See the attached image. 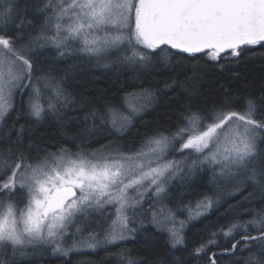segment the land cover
<instances>
[{
	"label": "snow or ice",
	"instance_id": "6c2138e0",
	"mask_svg": "<svg viewBox=\"0 0 264 264\" xmlns=\"http://www.w3.org/2000/svg\"><path fill=\"white\" fill-rule=\"evenodd\" d=\"M253 49L264 50V0H0V264H264V95L222 85L209 98L199 87ZM57 63L62 73L48 70ZM83 65L170 70L163 88L189 102L174 100V122L125 150L121 138L160 89L129 93L141 102L127 114L96 106L69 84ZM49 121L65 142L40 134ZM104 125L115 133L106 143ZM204 174L212 194L187 200ZM214 210L226 222L188 252L189 226ZM138 235L146 251L133 254L126 242Z\"/></svg>",
	"mask_w": 264,
	"mask_h": 264
},
{
	"label": "trees",
	"instance_id": "16d2710c",
	"mask_svg": "<svg viewBox=\"0 0 264 264\" xmlns=\"http://www.w3.org/2000/svg\"><path fill=\"white\" fill-rule=\"evenodd\" d=\"M44 63L47 64V61H44ZM63 67L64 65L57 63L48 70L62 73ZM172 75L170 70L161 69L152 75L135 77L132 72L113 73L110 70L83 65L73 74L69 84L74 92L83 93L88 96L90 100L95 102L96 106L107 104L117 110H120L122 103L126 102L125 99L130 97L129 93H138L145 88L154 91L160 89V91L155 92L158 99L148 109L139 114L134 121V129L121 138V146L127 150L138 147L140 139L146 134H151L161 124L170 126L174 122L179 107L174 100H179L181 103L189 102L183 93L173 96L169 93V90L163 88L164 81L172 78ZM222 85L229 91L238 93L241 99L245 94L256 97L264 95V50L253 49L252 53L238 65H230L223 70L219 68L209 69L208 78L201 81L199 87L202 93L207 94L209 98H214L217 94L221 93ZM24 99L26 100V96ZM23 112V102L20 97H17L14 113L20 115L19 123L24 122ZM10 116L13 121H16V115L10 114ZM68 127L72 128L74 125L69 124ZM39 132L41 135L47 134L54 141L65 142L59 139L57 129L52 121L44 123ZM114 136L115 133L112 132L110 125H104L100 129L97 139L106 143L108 138ZM205 180L204 178L200 183L197 182L188 188L184 193V197L193 202L199 199L197 195H202L207 186ZM261 206V198L258 196L247 205L250 210L258 209ZM243 215L246 219L248 218L247 213H243ZM227 218V214L223 211L214 210L208 214L207 218L194 221L187 230L188 252H190L192 244L207 234L206 230H212L213 225L224 223ZM126 246L133 254H142L146 251L143 238L139 235L136 240L127 241ZM220 246L221 248L227 247L228 242L222 241ZM188 252L178 254L182 255L184 259L190 260L191 256L188 255ZM100 256L103 257V253ZM90 259L95 262L96 257L92 256ZM221 260L223 264H237V260L231 256L225 255L221 257ZM48 261H54V264H65V258L60 257H44L42 264H47ZM79 262L80 257H72V264H79Z\"/></svg>",
	"mask_w": 264,
	"mask_h": 264
},
{
	"label": "rangeland",
	"instance_id": "374dc122",
	"mask_svg": "<svg viewBox=\"0 0 264 264\" xmlns=\"http://www.w3.org/2000/svg\"><path fill=\"white\" fill-rule=\"evenodd\" d=\"M126 101V102H125ZM125 103H122V105L120 106V110H119V112H122V113H124V114H127L128 113V111H129V108H128V102L129 101H131V102H134V103H137V104H139L141 101H139V100H133V98L130 96V97H128V98H126L125 99ZM151 106V104L149 105V106H147L146 108H144V110L143 111H145L146 109H148L149 107ZM122 110H124V111H122ZM142 112V111H141ZM140 112V113H141ZM138 117V116H137ZM136 117V118H137ZM125 147H126V145H125ZM186 151H188V150H186ZM177 155V157L180 155V154H176ZM204 178L206 179L205 181V183H206V189L204 190V192H203V194H205V193H207V194H209V195H211L212 194V190H213V185L211 184V183H209L208 184V178H207V174H204V175H200V176H198L197 178H195L193 181H192V183H191V186L192 185H194L195 183H197V182H201L202 180H204ZM197 196H201V195H197ZM196 197V196H195ZM187 200H189V199H187Z\"/></svg>",
	"mask_w": 264,
	"mask_h": 264
}]
</instances>
